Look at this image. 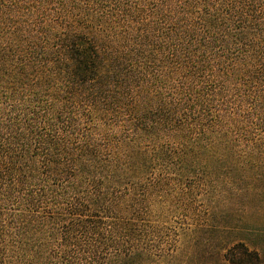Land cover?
Instances as JSON below:
<instances>
[{"label":"trees","instance_id":"16d2710c","mask_svg":"<svg viewBox=\"0 0 264 264\" xmlns=\"http://www.w3.org/2000/svg\"><path fill=\"white\" fill-rule=\"evenodd\" d=\"M0 264H264V0H0Z\"/></svg>","mask_w":264,"mask_h":264}]
</instances>
